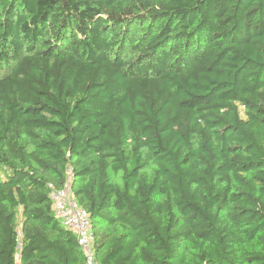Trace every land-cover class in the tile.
<instances>
[{
    "label": "trees",
    "instance_id": "obj_1",
    "mask_svg": "<svg viewBox=\"0 0 264 264\" xmlns=\"http://www.w3.org/2000/svg\"><path fill=\"white\" fill-rule=\"evenodd\" d=\"M0 264H264V0H0Z\"/></svg>",
    "mask_w": 264,
    "mask_h": 264
},
{
    "label": "built area",
    "instance_id": "obj_2",
    "mask_svg": "<svg viewBox=\"0 0 264 264\" xmlns=\"http://www.w3.org/2000/svg\"><path fill=\"white\" fill-rule=\"evenodd\" d=\"M52 208L61 225L72 232L85 257V264H100L95 254V237L89 214L75 201L69 183L51 193Z\"/></svg>",
    "mask_w": 264,
    "mask_h": 264
},
{
    "label": "rangeland",
    "instance_id": "obj_3",
    "mask_svg": "<svg viewBox=\"0 0 264 264\" xmlns=\"http://www.w3.org/2000/svg\"><path fill=\"white\" fill-rule=\"evenodd\" d=\"M3 177V170L0 168V179Z\"/></svg>",
    "mask_w": 264,
    "mask_h": 264
}]
</instances>
